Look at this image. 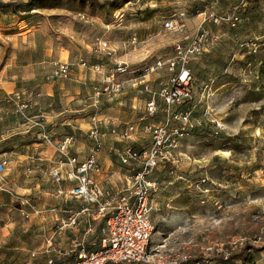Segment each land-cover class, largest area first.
<instances>
[{"label": "rangeland", "instance_id": "1", "mask_svg": "<svg viewBox=\"0 0 264 264\" xmlns=\"http://www.w3.org/2000/svg\"><path fill=\"white\" fill-rule=\"evenodd\" d=\"M0 3L6 4L0 7V84L16 85L13 91L0 86V162H6L0 172V264H75L79 251L93 249L104 232L93 214L70 220V210L82 203L58 194L52 170L59 164L45 154L37 128L45 126L54 139L75 134L86 152L77 146L80 157L95 150L99 167L92 174L102 171L106 152L109 171L122 169L126 181L134 170L122 161L125 148L149 146L147 127L166 116L159 92L180 71L181 64L174 71L168 66L175 45L187 48L199 38L200 50L189 52L186 64L192 96L179 109L190 112L191 125L179 138L176 162L153 173L158 189L151 198L150 248L184 252L186 264H264V0ZM167 20L178 29H166ZM62 53L67 78L53 76ZM32 57L34 69L28 67ZM35 72L45 77L40 85L22 76ZM80 74L86 81L80 95L60 90L59 81L67 89ZM140 76H146L138 88L142 109L133 117L131 92ZM54 80L48 110L63 114L40 124L36 108L46 96L43 86ZM114 83L118 91L97 96ZM145 83L160 104L154 118L147 116ZM20 92L25 95L18 102ZM112 108L119 110L112 114ZM70 116L73 123L63 124ZM131 124L130 139L122 137Z\"/></svg>", "mask_w": 264, "mask_h": 264}, {"label": "built area", "instance_id": "2", "mask_svg": "<svg viewBox=\"0 0 264 264\" xmlns=\"http://www.w3.org/2000/svg\"><path fill=\"white\" fill-rule=\"evenodd\" d=\"M165 27L168 30H177L178 24L174 20H167ZM202 38L196 39L187 47L178 43L175 45L177 55L169 60V69L174 71L177 64H181L180 71L170 74L166 84L160 88L159 96L162 98L163 111L166 116L162 121L151 123L147 129L152 140L149 146L140 150L132 146L125 148L122 161L132 164L133 172L126 178L125 187L114 193H106L99 183L90 175L97 170L99 162L95 150L81 159L72 153L73 147L78 143L75 134H68L61 139H54L45 131L41 138L52 145L60 156L65 167H56L52 170V177L57 184L58 194L65 197H75L83 200L86 205L83 213H95L104 219V232L93 249L82 248L76 258L75 264H107L116 263H143V264H186L190 261L189 255L184 252L165 253L164 250H152L150 242L155 226L151 219L153 209L151 198L157 191L158 183L153 178L156 169L172 165L176 162V153L179 147V138L191 125L190 112L180 111V107L192 96V75L186 64L189 61L188 53L200 50ZM106 47V41H100ZM53 76L67 78L69 66L66 62L57 60L54 64ZM155 66L152 71H155ZM120 84L109 85L97 96L105 92H116ZM144 90L150 93L146 104L149 118H154L160 111L157 94L152 93L148 83ZM25 93L15 94V99L21 102ZM27 104H20L24 111ZM142 117L141 119H144ZM136 128L135 124L128 126L121 135L130 139V133ZM98 140V131L93 132ZM6 162H0V172L5 170ZM68 183L66 185L65 183ZM77 219L76 214L70 217L72 223ZM236 244V242H233ZM209 247L208 250H212Z\"/></svg>", "mask_w": 264, "mask_h": 264}, {"label": "crops", "instance_id": "3", "mask_svg": "<svg viewBox=\"0 0 264 264\" xmlns=\"http://www.w3.org/2000/svg\"><path fill=\"white\" fill-rule=\"evenodd\" d=\"M31 49H32V51H35L33 48H31ZM48 55H50V54H48ZM59 59L60 60L66 59L65 55L63 53L59 54ZM30 61H31V63H29V64H31V66H28V67H31L32 69H34V64H36V63H34L35 61H34L33 57L31 58ZM64 61H66V60H64ZM35 69H37V68H35ZM4 75L5 74H0V79H2ZM18 76H20V75L18 74ZM22 76L29 77V79L34 80V82L39 84V85L41 83H43L42 81L45 78L43 76V74H39L38 72H35L33 74H23ZM145 79H146V76H140V77H136L135 78V82H137L138 85L136 83L134 91L131 92V94H133V97H132V103H133L132 107L134 109L133 117L138 116V113L141 111L140 109H142L143 99H139L138 92L140 93V91H143V90L142 89L139 90L138 88H140L139 86L141 85V83L145 82ZM55 83H56L55 80L53 81V84H52V81H49L48 83H45V85L43 86V91L46 93V96H44V97L39 99L38 106L36 108L37 114L35 115L36 119H38L40 124H43V123L47 124V123L53 121V118H54L53 114H55V115H62L63 114L62 111L56 110L54 112V111H49L48 110V99L52 97L51 96L52 95L51 91L53 90V87H54ZM85 83H86V81L84 80L83 75L80 74L79 77L75 78V82H70V84L68 85L67 89L64 87V84L61 81H59V87H60V90H66L69 93V95L70 94L71 95L74 94V95L77 96V95H80V93L82 92V88H83ZM0 86L3 87L6 91H13L14 89H16V85L14 83L5 84V86H3L2 83H1ZM60 90H58V91H60ZM76 96H75V98H76ZM117 108H112L110 110L111 113L112 114H116L118 112V110H119ZM72 118L73 117H71V116L70 117H66V118H63L61 121L63 122V124L70 125L75 120V119H72ZM37 130L39 132L38 133V137L39 138L41 137V134L44 131L49 135V133L47 132V129H46L45 126H43V127L40 126V127L37 128ZM49 136H51V135H49ZM52 138H54V137H52ZM41 144H43L46 147L45 154L46 155H50L49 159L51 161L55 162L56 160L55 161L53 160V158L55 157L57 159V161L55 163L57 165L59 164L58 167H62V166L65 167L66 166V165H64L62 163V161H60V156L56 152L55 148L52 145L47 144L44 140H43V143H41ZM77 146H79L80 149L83 152H85L84 151V147L77 143L73 147L72 153L77 155V156H79V158H81V159L85 158L88 155V153L84 157H80V153H79L80 149H76ZM50 151L52 152L51 154H50ZM101 163L103 164L102 171L101 170L100 171H95V174L90 173V175L96 180L97 183L100 184V186L103 188V190L106 193H114L117 190L123 189L125 187V184H124V182H125L124 181L125 180V174H122V175L120 174L122 169L119 170V174H116V173L112 174L109 171L110 166L112 164V160H111L110 157L106 156V152L104 154V157L101 158ZM153 176H154V174H153ZM65 184L68 185L67 182ZM74 200L79 201L82 204H81V208L80 209L70 210V213H71L70 217L73 214H76L77 218L80 215H85V214L92 215L93 214L92 215L93 218L102 219V221L104 223V219L101 216H99V215H97V214H95L93 212H91V213H83V212H81L82 208L86 205V203L83 200L78 199V198H74ZM100 238H99V240H100ZM107 264H143V263H138V262H136V263H116V262L110 261Z\"/></svg>", "mask_w": 264, "mask_h": 264}, {"label": "trees", "instance_id": "4", "mask_svg": "<svg viewBox=\"0 0 264 264\" xmlns=\"http://www.w3.org/2000/svg\"><path fill=\"white\" fill-rule=\"evenodd\" d=\"M5 5H6V4H2V3H0V7H5Z\"/></svg>", "mask_w": 264, "mask_h": 264}]
</instances>
